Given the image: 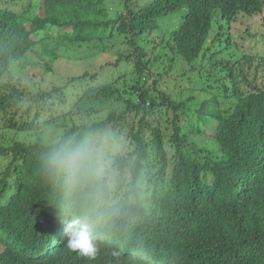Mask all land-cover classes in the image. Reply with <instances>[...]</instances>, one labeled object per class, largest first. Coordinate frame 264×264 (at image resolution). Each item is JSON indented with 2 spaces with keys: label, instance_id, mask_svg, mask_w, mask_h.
<instances>
[{
  "label": "trees",
  "instance_id": "obj_1",
  "mask_svg": "<svg viewBox=\"0 0 264 264\" xmlns=\"http://www.w3.org/2000/svg\"><path fill=\"white\" fill-rule=\"evenodd\" d=\"M103 2L0 0V81L12 60L31 63L28 53L37 55V45L45 46L39 52L44 70H53L57 54L44 42L54 30L69 43L93 38L100 50L115 32L128 48L119 57L145 78L165 46L187 64L202 57L216 22L222 31L215 36L224 34L235 55L216 64L220 93L196 109L187 103L191 97L178 101L160 93L157 101L142 87L135 102H123L122 113L91 123L78 109L61 115L71 122L64 130L69 135L126 121L136 167L160 163L164 184L151 188L148 210L133 203L117 219L90 218L94 257L67 249L62 221L76 210L61 204L38 169L45 151L39 128L52 123L44 121L45 111L62 90L23 98V89L0 83V264H264V0H121L124 13L108 19ZM236 23L245 27L233 37ZM87 75L71 80L81 83ZM10 130L35 138L10 143Z\"/></svg>",
  "mask_w": 264,
  "mask_h": 264
},
{
  "label": "rangeland",
  "instance_id": "obj_2",
  "mask_svg": "<svg viewBox=\"0 0 264 264\" xmlns=\"http://www.w3.org/2000/svg\"><path fill=\"white\" fill-rule=\"evenodd\" d=\"M132 2L143 4V0H132ZM103 5L107 11V19L116 18L121 12L124 13L121 0H104ZM218 25L220 24L216 22L212 26L201 51L202 57L199 55L195 62L187 64L183 58L170 52L165 46V50L160 54L162 61L152 64L147 71L146 78L134 69L132 61L119 57V53L128 48L122 42L123 37H117L115 32L112 37L105 39L106 47L100 50L94 48L95 41L93 38L87 42L75 44L62 39L58 30L48 31L49 37L44 43L47 45V49L49 48L57 54V58L52 64L53 70L48 72L44 70L45 66L39 52L42 53L45 46L37 45L35 47L37 55L28 53L33 58L32 62L24 65L12 60L9 64L8 73L0 83L3 85L10 83V85L23 89V98H28L33 93L42 90L48 91L54 88L62 90V95L58 96V92L54 93L55 96L51 100L52 109L45 111L44 121L51 118L53 120L52 123L40 126V134L44 138L55 131L62 130L64 132L67 126L71 125L68 118L59 119L64 112L78 109L82 116L80 119L87 123L98 121L110 113L125 111L123 102L127 100L135 102L138 99L137 90L142 87L148 89L150 95L157 101H159L157 97L160 93L178 101L191 97V101L186 102L196 109L203 99L220 93L219 83L213 78L215 71H217L216 64L228 56L235 55L233 48L226 46L224 34L218 38L215 36L222 31ZM244 27L245 25L242 23L232 25L233 37H236L237 33ZM108 32L109 28L106 33ZM139 40L141 41V38ZM85 71L88 72V75L83 79V82L78 83L71 80ZM154 81L157 82L155 89H153ZM92 86L97 91H92ZM2 90L3 88L0 87V91ZM102 91H107L108 94L112 93L114 96H104ZM99 92L102 93L103 98L99 97ZM27 104L28 102L25 103L22 111ZM27 116L28 114L25 115V117ZM164 118V115L159 117L160 121ZM163 121L169 125L167 120L164 119ZM106 128L116 132L129 150L133 148L132 144L128 145L129 140L126 135L129 133V125L126 121H122L118 125L108 124ZM8 138V142L11 143L14 140L32 141L35 136L33 132L10 130L8 131ZM149 162L150 167L144 169L147 170L151 178V186H162L164 182L158 177L160 163L152 160ZM1 250L2 245L0 244Z\"/></svg>",
  "mask_w": 264,
  "mask_h": 264
},
{
  "label": "clouds",
  "instance_id": "obj_3",
  "mask_svg": "<svg viewBox=\"0 0 264 264\" xmlns=\"http://www.w3.org/2000/svg\"><path fill=\"white\" fill-rule=\"evenodd\" d=\"M38 169L61 204L75 214L64 224L66 247L86 257L97 254L90 218L117 219L133 203L150 208L151 178L133 163L129 148L113 130L99 124L78 132L55 131L45 137Z\"/></svg>",
  "mask_w": 264,
  "mask_h": 264
}]
</instances>
